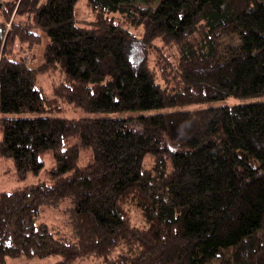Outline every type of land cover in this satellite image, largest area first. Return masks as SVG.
<instances>
[{
    "label": "trees",
    "instance_id": "1",
    "mask_svg": "<svg viewBox=\"0 0 264 264\" xmlns=\"http://www.w3.org/2000/svg\"><path fill=\"white\" fill-rule=\"evenodd\" d=\"M77 1L0 5V114L31 115L0 119V159L13 163L18 182L45 176L0 192V264L51 255L55 264H264V100L161 112L264 99V0H87L97 14L88 28L75 22ZM41 35L48 42L35 69L25 55ZM154 41L176 48L173 65H149ZM130 45L146 47L138 72ZM55 72L48 99L36 77ZM63 104L145 114L52 115ZM126 203L145 228L131 224ZM46 210L67 214L68 232L39 221Z\"/></svg>",
    "mask_w": 264,
    "mask_h": 264
},
{
    "label": "rangeland",
    "instance_id": "2",
    "mask_svg": "<svg viewBox=\"0 0 264 264\" xmlns=\"http://www.w3.org/2000/svg\"><path fill=\"white\" fill-rule=\"evenodd\" d=\"M5 0H0V5ZM138 5V4H137ZM147 6V5H146ZM141 8H145L143 4L140 5ZM74 19L78 26L88 28L94 22L96 19V12L94 10H91L88 6L87 0H78L74 4L73 9ZM113 17L118 19L119 22L123 23V26L127 28L134 38L138 41V39L141 36L142 29H135L129 21L125 22V20L117 14H110L106 15L104 17ZM1 20V18H0ZM5 28L9 29V23H5ZM227 41H230L229 38L226 39ZM47 39L45 36L41 35L40 42L35 47L29 49V53H26L25 55V61L26 63L30 64L31 68H38L42 64V53L45 45L47 44ZM138 47L140 49H138ZM137 48L132 47L130 45V48L126 50L127 58L130 64L132 65V68L135 72H138V69L142 63L141 56L142 51H144V47L138 46ZM168 49V50H167ZM141 53V54H140ZM148 57L147 62L149 58V65L150 66H156L158 68V63L160 61H163L164 63H167V60L170 61V63L173 65L177 61V50L175 47L168 48L163 47L162 43L160 41H154L149 45L148 49ZM24 54V53H23ZM34 54V58L31 61L30 57ZM167 59V60H166ZM172 76V87L175 86L173 83H176L177 78H173ZM61 78L59 72H55L53 74H39L36 77V87L42 91V93L45 95L46 98H53V90H52V83H57L58 79ZM170 83V81H168ZM156 83L162 88V89H168L169 85L171 87V84H168L167 81H165L164 76H157ZM171 89V88H170ZM264 99L261 98H233L230 97L223 101H216L208 104H202V105H191L186 107H175L173 109H165L161 112H168V111H193V110H199L203 108H209V107H220V106H235V105H247L252 104L255 102L263 101ZM64 111L59 112L57 114H52L57 117H64L68 119H79V118H127V117H137L139 115L145 114L142 112H122V113H94V114H88L80 109H74L72 106L68 104H63ZM30 114H17V115H2L0 114V119L3 117H10V118H27L30 117ZM1 138V135H0ZM43 161L45 163V170L50 169L53 166V159L51 156V153H47L45 156H43ZM146 164L150 163V160H146ZM45 178L44 172L40 174L38 177L28 176L23 182H18L13 163L10 160H1L0 159V192L3 191H10L13 188H17L19 186H26L31 183H35L36 180L40 179L43 180ZM124 209L127 210L128 218L132 225L138 226V228H145V221L143 217L141 216V213L139 210H137L134 206L126 203L124 206ZM64 217V218H63ZM63 218V220H61ZM39 221L46 223V225H49L52 227V230H58L59 233H64L65 231L68 232L69 230V218L68 215H63L61 212L58 211H51L46 210L43 211L40 214V217L38 218ZM57 256H48L45 258H17V259H9L6 261L5 264H55L58 261ZM74 264H97L93 260H81L77 261ZM209 264H219L217 261H213Z\"/></svg>",
    "mask_w": 264,
    "mask_h": 264
}]
</instances>
